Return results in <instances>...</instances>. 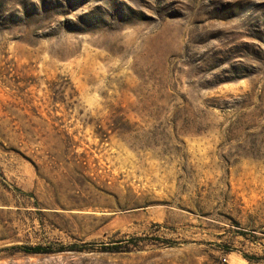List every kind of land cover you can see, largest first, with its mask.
I'll use <instances>...</instances> for the list:
<instances>
[{"label":"rangeland","instance_id":"1","mask_svg":"<svg viewBox=\"0 0 264 264\" xmlns=\"http://www.w3.org/2000/svg\"><path fill=\"white\" fill-rule=\"evenodd\" d=\"M0 264H264V0H0Z\"/></svg>","mask_w":264,"mask_h":264},{"label":"trees","instance_id":"2","mask_svg":"<svg viewBox=\"0 0 264 264\" xmlns=\"http://www.w3.org/2000/svg\"><path fill=\"white\" fill-rule=\"evenodd\" d=\"M29 250L33 252H42L45 251L46 249L38 245V246L30 247ZM244 257L250 261V258L247 255H244Z\"/></svg>","mask_w":264,"mask_h":264}]
</instances>
